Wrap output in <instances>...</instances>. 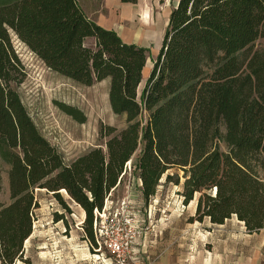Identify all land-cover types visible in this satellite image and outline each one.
<instances>
[{
    "label": "trees",
    "instance_id": "obj_1",
    "mask_svg": "<svg viewBox=\"0 0 264 264\" xmlns=\"http://www.w3.org/2000/svg\"><path fill=\"white\" fill-rule=\"evenodd\" d=\"M13 38L77 84L108 80L109 107L125 116V128L117 134L104 128V149L65 164L13 88L26 77ZM259 39L264 0H177L139 91L146 49L96 25L76 0H0V160L9 168L10 196L0 205L1 264L21 259L35 189L53 193L66 210L63 191L83 210L84 231L96 245L94 212L121 183L129 161L145 201L163 180L181 185L184 205L197 197L191 222L222 225L235 217L249 234L264 229V49L253 51ZM62 107L83 122L76 110Z\"/></svg>",
    "mask_w": 264,
    "mask_h": 264
},
{
    "label": "rangeland",
    "instance_id": "obj_2",
    "mask_svg": "<svg viewBox=\"0 0 264 264\" xmlns=\"http://www.w3.org/2000/svg\"><path fill=\"white\" fill-rule=\"evenodd\" d=\"M176 3L177 0H136L135 4L123 7V14L116 10V17L111 18L116 34L126 40L133 38L150 50L156 48L163 39ZM13 45L26 71L24 81L13 88L40 134L57 150L65 164L93 148L104 149L106 138L101 137L104 128H114L115 134L125 128V116L114 115L109 107L105 81L89 87L77 84L50 71L16 38H13ZM85 45L93 48L94 41L87 39ZM262 49L264 39H259L253 51ZM148 77L143 79L139 91ZM62 106L76 110L83 122L68 115ZM146 118L147 114L143 113L142 125ZM219 150L226 151L222 143ZM139 152L140 149L135 152L133 160ZM129 162L130 171L122 173L121 183L110 198L114 203L124 198L131 200V212L147 238L156 242L164 239L163 243L179 251L185 260L190 257L189 252L195 251L194 257L204 255L208 258L207 264H264V229L249 234L243 223L232 217L224 222L226 238L220 244L207 243L204 236L209 221L189 220L195 214L197 197L184 205L181 185L165 184L162 180L156 194L145 201L137 184L134 163ZM8 169L0 160V205L10 203ZM261 176L264 177V172ZM59 195L66 210L53 193L35 189L37 207L31 215V234L23 243L21 259L14 264H112L104 251L94 252L97 246L87 239L83 210L63 191Z\"/></svg>",
    "mask_w": 264,
    "mask_h": 264
},
{
    "label": "crops",
    "instance_id": "obj_3",
    "mask_svg": "<svg viewBox=\"0 0 264 264\" xmlns=\"http://www.w3.org/2000/svg\"><path fill=\"white\" fill-rule=\"evenodd\" d=\"M86 17L94 22L96 25L100 26L106 30H113L117 32L114 27V22L112 21L113 18L116 17V10L123 14L124 8L128 4H123L120 0H76ZM119 5V6H118ZM133 5V4H132ZM123 17V16H122ZM112 18V19H111ZM137 19V18H136ZM121 40L126 44H133L139 47L146 49V62L145 66L142 70V81L144 78H147L150 74L153 64L158 56L161 43L156 48L150 50L144 44H137V42L131 39H124L120 37ZM93 40V39H91ZM94 41V40H93ZM107 85H109L108 80H104ZM141 81V83H142ZM138 187H140L141 182L137 178ZM194 201V200H193ZM192 201V202H193ZM207 231H205L204 238L207 240V243H221L226 238V226L225 224L222 225H213L209 224L206 226ZM196 229V227H194ZM165 240L162 238L159 239V242L155 240L145 238L138 243V257L136 264H207L208 258L202 255L199 258L194 257L195 251L189 252V258L185 260L179 251H174L168 245L164 244ZM207 254H211L210 251H206ZM217 256H220V252ZM109 257V256H108ZM110 261L112 262L111 258L109 257ZM113 264V262H112Z\"/></svg>",
    "mask_w": 264,
    "mask_h": 264
},
{
    "label": "built area",
    "instance_id": "obj_4",
    "mask_svg": "<svg viewBox=\"0 0 264 264\" xmlns=\"http://www.w3.org/2000/svg\"><path fill=\"white\" fill-rule=\"evenodd\" d=\"M130 169L131 163L127 162L123 172ZM132 205L128 198L114 203L109 194L102 209L94 212V252L104 251L113 264H136L138 243L146 235L131 212Z\"/></svg>",
    "mask_w": 264,
    "mask_h": 264
}]
</instances>
